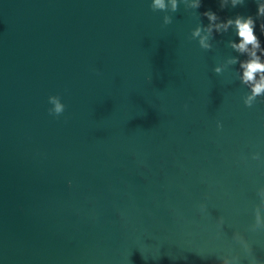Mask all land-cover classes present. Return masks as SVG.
Instances as JSON below:
<instances>
[{
  "label": "water",
  "instance_id": "95a60500",
  "mask_svg": "<svg viewBox=\"0 0 264 264\" xmlns=\"http://www.w3.org/2000/svg\"><path fill=\"white\" fill-rule=\"evenodd\" d=\"M151 3L0 0V264H264V94L203 16L255 0Z\"/></svg>",
  "mask_w": 264,
  "mask_h": 264
},
{
  "label": "clouds",
  "instance_id": "9594fccd",
  "mask_svg": "<svg viewBox=\"0 0 264 264\" xmlns=\"http://www.w3.org/2000/svg\"><path fill=\"white\" fill-rule=\"evenodd\" d=\"M181 0H171V8L169 9L165 0H152L151 8L153 11L161 10L168 12L169 10L173 13L177 12L179 9V4ZM232 7L243 6L246 3V0H231ZM257 5V11L253 14H243L237 13L234 17L230 16L226 19H221L217 12L212 9H207L203 12V16L207 17L209 20V25L207 26L208 34H212L213 29L216 32H227L229 27H232L235 31L236 36L239 38V43L236 41H229L232 48L236 49L241 53L249 52V46H251V52L248 59L240 61L241 67L244 69L242 82L246 84H251L252 94L244 100V103L247 107H252L253 102L257 96L264 94V62L261 61L260 56L257 55V52L264 53V49H261V39L260 35L256 32L257 21H259L260 34L264 35V0H255ZM202 5V0H196V3L193 5L195 8H200ZM228 6V0H220L221 10L225 9ZM173 17L171 15L164 16V24L172 23ZM219 21V22H217ZM204 25L201 23L193 32L194 37H199L201 31L204 29ZM199 44L203 49H210L211 45L208 43V36L205 35L200 38ZM235 59L234 58V62ZM214 71L219 72V69L216 68ZM260 75L259 80H257V75ZM151 80V77H149ZM49 103L53 105L49 109V114L59 117L64 113L66 109L65 103L62 101L60 95H51L49 96ZM218 127H223L222 123L218 122ZM72 182L69 181V184Z\"/></svg>",
  "mask_w": 264,
  "mask_h": 264
}]
</instances>
